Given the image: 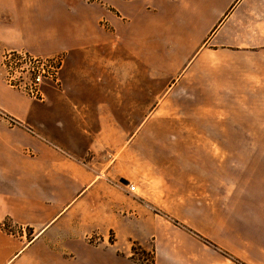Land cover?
I'll use <instances>...</instances> for the list:
<instances>
[{
    "label": "crops",
    "instance_id": "0c3cea01",
    "mask_svg": "<svg viewBox=\"0 0 264 264\" xmlns=\"http://www.w3.org/2000/svg\"><path fill=\"white\" fill-rule=\"evenodd\" d=\"M6 49L66 59L45 101L0 74V264H136L100 248L80 260L83 222L97 221L78 211L112 209L128 163L158 170L159 141L140 146L160 113L190 105L205 132L264 130V0H0ZM197 232L209 242L163 233L154 264H264L263 235Z\"/></svg>",
    "mask_w": 264,
    "mask_h": 264
},
{
    "label": "rangeland",
    "instance_id": "374dc122",
    "mask_svg": "<svg viewBox=\"0 0 264 264\" xmlns=\"http://www.w3.org/2000/svg\"><path fill=\"white\" fill-rule=\"evenodd\" d=\"M41 56H60L63 70L64 52ZM62 70L60 83L46 88L62 89ZM183 108L178 114L160 113L158 129L148 125L144 130L140 146L144 155H149L146 141H159L158 170L152 171L145 162L128 163L120 171L125 181L110 178L116 188L110 195L116 202L112 209L78 211L81 221L86 216L97 221L95 226L83 222L86 229L79 246L85 253L79 251L80 260L87 261L100 248L128 255L132 263L154 264L155 240L162 241L163 233H189L209 242L197 232L203 230L229 245L232 240L264 236V130L232 129L223 123L221 132H205L202 121H190L194 109ZM191 124L197 130H190ZM129 184L135 191H129ZM106 196L96 195L98 200ZM99 214L110 218L102 220ZM32 236L27 233L28 239Z\"/></svg>",
    "mask_w": 264,
    "mask_h": 264
},
{
    "label": "built area",
    "instance_id": "2783aa9c",
    "mask_svg": "<svg viewBox=\"0 0 264 264\" xmlns=\"http://www.w3.org/2000/svg\"><path fill=\"white\" fill-rule=\"evenodd\" d=\"M63 62L60 56H41L24 49H8L0 57V74L12 89L33 100L44 101L46 87L60 83ZM127 187L129 191H135L133 184Z\"/></svg>",
    "mask_w": 264,
    "mask_h": 264
}]
</instances>
